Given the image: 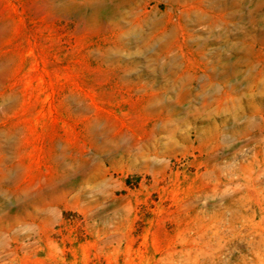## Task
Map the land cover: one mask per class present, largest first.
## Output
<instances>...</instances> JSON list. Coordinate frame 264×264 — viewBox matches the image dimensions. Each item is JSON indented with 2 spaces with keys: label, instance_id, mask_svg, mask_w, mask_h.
Listing matches in <instances>:
<instances>
[{
  "label": "rangeland",
  "instance_id": "1",
  "mask_svg": "<svg viewBox=\"0 0 264 264\" xmlns=\"http://www.w3.org/2000/svg\"><path fill=\"white\" fill-rule=\"evenodd\" d=\"M0 264H264V0H0Z\"/></svg>",
  "mask_w": 264,
  "mask_h": 264
}]
</instances>
